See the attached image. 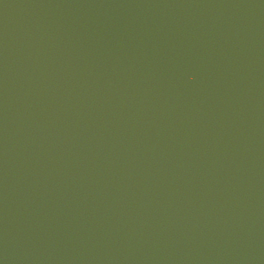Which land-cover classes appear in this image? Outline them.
Instances as JSON below:
<instances>
[{"label":"water","instance_id":"95a60500","mask_svg":"<svg viewBox=\"0 0 264 264\" xmlns=\"http://www.w3.org/2000/svg\"><path fill=\"white\" fill-rule=\"evenodd\" d=\"M0 264H264V0H0Z\"/></svg>","mask_w":264,"mask_h":264}]
</instances>
